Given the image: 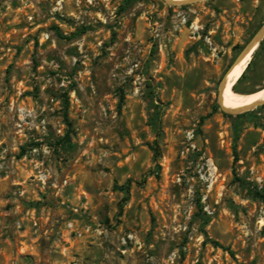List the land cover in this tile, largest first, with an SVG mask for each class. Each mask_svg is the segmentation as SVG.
I'll return each mask as SVG.
<instances>
[{
	"label": "rangeland",
	"instance_id": "rangeland-1",
	"mask_svg": "<svg viewBox=\"0 0 264 264\" xmlns=\"http://www.w3.org/2000/svg\"><path fill=\"white\" fill-rule=\"evenodd\" d=\"M263 25L264 0H0V264H264V103H219Z\"/></svg>",
	"mask_w": 264,
	"mask_h": 264
},
{
	"label": "bare ground",
	"instance_id": "bare-ground-1",
	"mask_svg": "<svg viewBox=\"0 0 264 264\" xmlns=\"http://www.w3.org/2000/svg\"><path fill=\"white\" fill-rule=\"evenodd\" d=\"M176 2L185 0H174ZM259 40L254 43L248 50L243 52L239 61L230 69L229 78L224 82L222 92V103L228 108H235L240 110L246 107H252L258 102L264 101V87L260 90L250 93H241L235 90L239 79L246 71L249 59L254 51V48L258 46Z\"/></svg>",
	"mask_w": 264,
	"mask_h": 264
},
{
	"label": "water",
	"instance_id": "water-1",
	"mask_svg": "<svg viewBox=\"0 0 264 264\" xmlns=\"http://www.w3.org/2000/svg\"><path fill=\"white\" fill-rule=\"evenodd\" d=\"M169 1L170 3H173V4H180V5H183V4H187V3H192V2H196V1H201V0H185V1H180V2H176L174 0H167ZM264 38V25L259 29V31L254 35V37L249 41V43L245 46V48L241 51V53L237 56V58L235 59V61L232 63V65L230 66V68L227 70V72L225 73L221 83H220V89H219V103L222 107V109L225 111V112H228V113H240V112H245L255 106H258L260 104H263L264 101H261V102H258L257 104H255L254 106L252 107H246V108H242L240 110H237L235 108H228L226 106L223 105L222 103V92H223V86H224V82L229 78V73H230V69L237 64V62L239 61L240 59V56L243 52H245L246 50H248L254 43H256L258 40H259V43H258V46L260 45L261 41L263 40ZM257 46V48H258ZM256 48V49H257ZM255 49V50H256Z\"/></svg>",
	"mask_w": 264,
	"mask_h": 264
},
{
	"label": "trees",
	"instance_id": "trees-1",
	"mask_svg": "<svg viewBox=\"0 0 264 264\" xmlns=\"http://www.w3.org/2000/svg\"><path fill=\"white\" fill-rule=\"evenodd\" d=\"M263 42H264V41H262L261 46L263 45ZM251 65H252V61L249 63V65H248V67H247L246 70H248V69L251 67ZM245 74H246V71L243 73V75L241 76V78L239 79L238 82H240V80H242V78L245 76ZM237 84H238V83H237Z\"/></svg>",
	"mask_w": 264,
	"mask_h": 264
}]
</instances>
